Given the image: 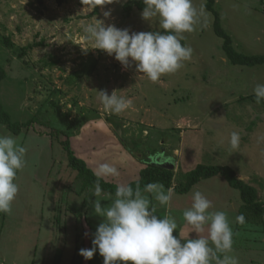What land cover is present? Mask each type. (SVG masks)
I'll list each match as a JSON object with an SVG mask.
<instances>
[{
  "label": "rangeland",
  "instance_id": "obj_1",
  "mask_svg": "<svg viewBox=\"0 0 264 264\" xmlns=\"http://www.w3.org/2000/svg\"><path fill=\"white\" fill-rule=\"evenodd\" d=\"M192 2L198 22L181 40L191 47L192 56L175 73L152 82L146 76L139 78L142 74L134 63L125 69L114 56L93 49L83 32L88 24L100 21L130 32L159 31L158 18L142 19L136 4L143 0H99L98 4L96 0H0V64L8 74L0 85V103L14 122L31 123L21 136L1 126L26 148V164L15 181L19 192L11 211L0 213V264H61L62 260L70 264L74 250L68 248L71 242L75 245V238L78 254L73 264H104L98 251L92 260L79 252L93 246L98 226L93 202L110 204L114 196L101 192L97 197L95 190L82 188L81 178L69 166L65 141L72 149L75 144L78 158L87 157L80 151L88 143L97 147L98 134L106 136L101 146L106 141L119 147L115 152L121 151L131 162L117 158L115 163L123 165L125 175L109 183L124 185L138 167L135 160L145 169L150 165L147 154L162 151L165 161L174 166L173 190L199 165L227 166L264 203V102L257 104L254 95L256 84L264 83V65H232L215 34L208 0ZM97 5L99 14L90 17ZM214 8L236 52L264 56V0H215ZM100 90L109 95L120 91L118 95L132 100V107L118 115L105 111L98 99ZM233 131L240 134L236 149L229 145ZM51 153L56 180L48 184L56 182V186L48 195L49 187L42 184L47 181L43 182L44 174L50 172L44 167L52 160ZM59 174L66 178L59 179ZM195 190L211 201L209 211L230 217L236 212L229 205L239 206L238 215L243 214L245 222L238 223L233 241L242 249L235 246L228 254L239 264H264V216L252 217L240 192L220 175L187 193L185 209L191 207ZM71 225L78 232L69 231Z\"/></svg>",
  "mask_w": 264,
  "mask_h": 264
},
{
  "label": "clouds",
  "instance_id": "obj_2",
  "mask_svg": "<svg viewBox=\"0 0 264 264\" xmlns=\"http://www.w3.org/2000/svg\"><path fill=\"white\" fill-rule=\"evenodd\" d=\"M141 16L145 21L158 18L159 31L130 32L114 24L105 26L103 21L84 27L85 38L93 42V49L114 56L125 69L135 64L140 77L157 82L161 76L175 73L183 62L192 56L191 47L183 46V33L195 30L199 13L192 0H143ZM110 16V13H105ZM162 30V31H161ZM98 92V99L105 111L121 114L132 107V100L120 91ZM255 102H264V83L254 88ZM240 134H230L229 145L238 148ZM26 148L10 133L0 132V213H9L19 185L17 173L25 167ZM99 176H118L116 167L104 163L99 166ZM99 182L95 185V196L101 195ZM145 193L151 194V199ZM191 207L183 212L187 226L197 238L182 240L173 235L177 231L176 220L170 216L156 214L152 206L154 199L161 206H169L173 197L171 188L165 190L160 183H148L143 190L139 185H117L114 199L102 205L93 202L94 213L102 217L92 239V247L81 249L85 260H92L97 251L104 264H239L235 256L229 255L233 247V231L229 218L223 211H209L211 201L199 190L191 193ZM239 224L245 216L235 217ZM207 228V235H201ZM190 233V234H191ZM222 254V255H220Z\"/></svg>",
  "mask_w": 264,
  "mask_h": 264
},
{
  "label": "trees",
  "instance_id": "obj_3",
  "mask_svg": "<svg viewBox=\"0 0 264 264\" xmlns=\"http://www.w3.org/2000/svg\"><path fill=\"white\" fill-rule=\"evenodd\" d=\"M99 0H96L98 4ZM40 3L43 0H39ZM140 10L143 11L145 5L143 3L136 4ZM215 0H208L206 9L214 15V31L215 34L223 41V50L234 66L241 67H257L264 65V56H246L235 51L232 47L233 40L223 29L221 24V16L214 8ZM125 10L130 13V5H125ZM98 5L90 17L98 15ZM6 70L0 64V85L7 78ZM0 123L5 125L7 129L19 135L23 129L30 126L29 123H19L12 120L11 115L5 110L4 106L0 103ZM64 149L67 153L68 163L73 171L77 172L82 180V188L84 190H95V185L99 182L102 192L108 193L112 196L115 194L116 185L106 182L103 178L99 177L93 170H91L86 162L78 158L70 146L69 141L63 142ZM224 177L231 188L240 192L241 200L244 204L245 210L252 215V217L259 219L264 216V203L259 201L257 191L246 184L244 181L238 179L236 172L230 167L220 166H204L199 165L193 171L185 176V182L174 187V190L180 194L189 193L197 184L203 180H209L216 176ZM174 172L154 164H150L147 168L141 171L140 179L130 185L135 189L137 185L143 190L144 186L148 183H160L167 189L173 188Z\"/></svg>",
  "mask_w": 264,
  "mask_h": 264
},
{
  "label": "crops",
  "instance_id": "obj_4",
  "mask_svg": "<svg viewBox=\"0 0 264 264\" xmlns=\"http://www.w3.org/2000/svg\"><path fill=\"white\" fill-rule=\"evenodd\" d=\"M1 126H5V125H3V124H1L0 123V132H5V131H3L2 130V128H1ZM6 127V126H5ZM7 128V127H6ZM29 128V127H28ZM25 129H27V128H25ZM25 129H23V131L25 130ZM8 130V129H7ZM9 131V130H8ZM6 133V132H5ZM33 133H35V131H33ZM13 134V133H12ZM23 133L21 132L19 135H15V134H13V135H15V136H21ZM36 134V133H35ZM102 135V134H101ZM97 138V141L99 142V144L97 143V147H95L94 146V144H90V143H88V147L86 146V149L84 150V149H82L80 152H81V154L82 155H85L86 154V156L87 157H84V156H81V158L80 159H82V160H84L85 162H86V164L88 165V167L91 169V170H93V172H95V174H97L98 173V169H99V166L101 165V164H104V163H108V164H110V165H112V166H114V167H116L117 169H118V171H119V175L118 176H99L98 174V176L99 177H101V178H103L106 182L108 181V180H110V181H113V182H115V181H118V178H120V177H122V176H124L125 174L124 173H121V170L124 168H122V166L123 165H119L118 163H115V161H117L116 159L117 158H122V159H125L126 157H124L125 156V154H120L121 153V151H120V153H116L117 152V150H116V152H115V148H119V147H116V145H108L107 143H106V141H105V145H103V146H101V140H104L105 139V134L104 135H102V138L100 137V135L98 134L97 136H96ZM42 138V137H41ZM47 138V137H46ZM49 138V137H48ZM84 141V140H83ZM104 142V141H103ZM72 146H73V151H75V153L77 152L76 151V148H75V144H72ZM51 147H54V145H52ZM110 147H112V148H110ZM79 152V153H80ZM119 152V151H118ZM126 152V151H125ZM127 153V152H126ZM88 154V155H87ZM53 154L51 153V161L49 162V164H48V166L45 168L44 167V171L47 169V170H49L50 169V172H49V174H47V173H45L44 174V179H43V182H45V180H47L45 183H43L42 185H44V188L45 187H49V189H48V195H49V193H50V191H52V189H54V187L56 186V182H53V183H51L50 185L48 184V182H49V180H51L52 179V181H55L56 179L53 177V172L55 171L54 170V168L56 167V161H54V157L52 156ZM77 155V154H76ZM78 157H80V156H78ZM38 158H40V157H38ZM37 158V159H38ZM127 160H129L130 161V159H128V158H126ZM125 162V161H124ZM131 162V161H130ZM61 163V162H60ZM135 163L138 165V167H135V169H134V172L132 173V177L128 180V181H126L125 182V184L124 185H130L131 183H133V182H136V181H138L139 179H140V173H141V171L142 170H144V165H142V164H139L138 162H137V160H135ZM146 163H147V161H146ZM31 164V163H30ZM149 164V163H148ZM142 165V166H141ZM36 167H37V164L35 165ZM63 166V165H62ZM29 168H31L30 167V165L28 166ZM147 168V167H146ZM42 168H39V173H40V170H41ZM73 170V169H72ZM20 172H21V170L17 173V177L19 176V174H20ZM51 175H52V177H51ZM58 178L59 179H65V178H63L62 177V175L61 174H59V176H58ZM51 181V182H52ZM82 181V180H81ZM108 183H109V181H108ZM111 183V182H110ZM111 184H113V183H111ZM116 185V184H115ZM117 186V185H116ZM196 187V186H195ZM165 188V190H167V188L166 187H164ZM172 191H173V197H172V200H171V202H170V205L169 206H161V205H159V203L158 202H156L155 200L154 201H152V206H154L155 208H156V214L158 215V216H161V217H163V216H165V215H170V216H172L175 220H176V223H177V225H178V228H177V231H175L174 233H173V235L174 236H176V237H179V233H181V237H182V240H186L188 237H189V235H190V238H192V239H195V238H197V234L196 233H191V231H192V229L190 228V226H187L186 225V222L184 221V219H183V212L186 210L185 209V204H184V201L186 200L185 198H186V196H189L188 194H180V193H177L175 190H173L172 189ZM105 193V192H104ZM145 195L146 196H150V194L149 193H145ZM66 197H67V195H66ZM151 197V196H150ZM181 198V199H180ZM178 200H181V202L180 203H177L178 202ZM176 202V203H175ZM175 203V204H174ZM230 203H231V201H230ZM229 207H231V209H232V207H233V209L235 210V212L237 213H235V214H232V212L230 213V217H228L229 218V222H230V225H232L233 226V228H232V231H233V233L238 229V223L236 222V220H235V217L236 216H238V208H239V206H236V205H234V206H231V205H229ZM232 211V210H231ZM228 213V212H227ZM229 215V214H228ZM236 215V216H235ZM87 218H89V216H90V214H89V209H87ZM102 217H99L98 216V225H99V223H101L102 222ZM70 229H69V231H72V232H78V229H74L73 227H72V225H71V227H69ZM86 228L89 230V227H87L86 226ZM240 232L242 231V229H240L239 230ZM238 231V232H239ZM191 233V234H190ZM201 235H207V228H205V232L204 233H202ZM75 240V245H73L72 244V242L69 244L70 245V247L68 248V249H73L74 251H72V252H74V253H72V257H71V260H70V264H73V262H74V260H75V258H76V255L78 254V248H77V238H75L74 239ZM237 240H238V238H237ZM235 246H238V247H240L241 249H242V244L241 243H238V242H236L235 241V239H234V241H233V247L232 248H234ZM243 249H244V247H243ZM75 255V256H74ZM220 255H222V254H220ZM61 264H69V262H67V261H63L62 260V263ZM213 264H214V262H213Z\"/></svg>",
  "mask_w": 264,
  "mask_h": 264
},
{
  "label": "water",
  "instance_id": "obj_5",
  "mask_svg": "<svg viewBox=\"0 0 264 264\" xmlns=\"http://www.w3.org/2000/svg\"><path fill=\"white\" fill-rule=\"evenodd\" d=\"M158 156V155H157ZM157 156L153 159L152 164L157 165L159 167H163L165 169L172 170L174 168L173 164L169 163V161L160 162L157 161Z\"/></svg>",
  "mask_w": 264,
  "mask_h": 264
},
{
  "label": "flooded vegetation",
  "instance_id": "obj_6",
  "mask_svg": "<svg viewBox=\"0 0 264 264\" xmlns=\"http://www.w3.org/2000/svg\"><path fill=\"white\" fill-rule=\"evenodd\" d=\"M157 155H158V156H157ZM147 156H148V159H147L146 161H147V163H149V164H152V161H153V159L155 158V156L159 157V158L157 159V161H160V162L165 161V159H164V157H163V152H162V151L159 152V153H157V154H150V153H148Z\"/></svg>",
  "mask_w": 264,
  "mask_h": 264
}]
</instances>
